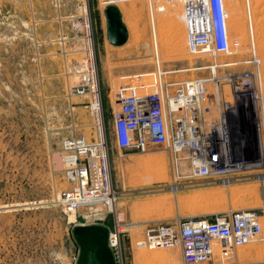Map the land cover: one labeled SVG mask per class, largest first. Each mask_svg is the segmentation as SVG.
Returning a JSON list of instances; mask_svg holds the SVG:
<instances>
[{
  "label": "rangeland",
  "instance_id": "374dc122",
  "mask_svg": "<svg viewBox=\"0 0 264 264\" xmlns=\"http://www.w3.org/2000/svg\"><path fill=\"white\" fill-rule=\"evenodd\" d=\"M170 1L123 2L120 15L128 41L113 47L106 41L103 15L110 5L104 6L103 0H0V264H75L78 246L72 230L78 225H101L111 233L120 228V244L113 252L122 264H181L176 247H136L145 225L264 205V181L256 185L252 181L254 174L264 176V0H226L232 50L229 56L216 57L217 62L234 63L256 58L260 100L246 103L239 118L249 164L243 174L252 178L234 185L242 191L254 189L250 199H229L223 205L195 211L179 206L175 198L161 205L174 195L170 188L176 187L171 184L164 154H129L115 144L111 114L117 100L147 93L153 87L147 84L158 68L171 72L213 60L186 53L181 1L172 0L173 5ZM87 15L95 43L115 208L114 212L93 207L67 213L59 204V194L66 189L61 143L66 137H89L92 132L88 100L70 96V89L79 83L75 69L83 59ZM244 68L232 69L240 72ZM193 76L197 74L168 75V81ZM158 155L162 161L153 162ZM145 165L152 169L165 165L166 179L153 184L160 187L155 191H133L145 174ZM225 187L198 183L176 188L185 197ZM148 207L154 210H143ZM232 254L225 258L216 251L205 264L260 262L264 243L238 247Z\"/></svg>",
  "mask_w": 264,
  "mask_h": 264
},
{
  "label": "built area",
  "instance_id": "2783aa9c",
  "mask_svg": "<svg viewBox=\"0 0 264 264\" xmlns=\"http://www.w3.org/2000/svg\"><path fill=\"white\" fill-rule=\"evenodd\" d=\"M111 1L103 0V5H112ZM180 1L186 53L213 60L169 72L197 76L159 82L145 94L117 100L111 114L115 144L129 154L163 153L171 184L176 187L247 181L243 173L248 169V155L239 118L246 103L260 100L256 58L217 62V56H229L232 50L226 0ZM149 8L153 9L151 4ZM92 50L95 54L94 42ZM82 51V62L75 69L79 83L70 89V96L88 100L92 132L89 137H66L61 143L66 189L59 194V204L67 213L96 204L106 209L115 198L96 61L87 33ZM240 65L245 67L242 71L232 69ZM113 233L109 232L108 247L114 264H122L113 252L119 247L113 237L119 238L120 228ZM252 243H264V205L149 223L135 245L138 249L176 247L181 264H205L216 251L227 258L238 247ZM250 264H264V260Z\"/></svg>",
  "mask_w": 264,
  "mask_h": 264
},
{
  "label": "bare ground",
  "instance_id": "6f19581e",
  "mask_svg": "<svg viewBox=\"0 0 264 264\" xmlns=\"http://www.w3.org/2000/svg\"><path fill=\"white\" fill-rule=\"evenodd\" d=\"M127 0H112L111 1V4L114 5L116 4L117 7L120 9L121 11V7H122V3L125 2ZM129 1V0H128ZM170 1V0H168ZM174 1V0H173ZM229 1V0H228ZM172 4V0L170 1ZM176 3H179V1L177 2L175 0ZM174 2V3H175ZM231 2V1H230ZM169 3V2H168ZM250 3V2H249ZM173 5V4H172ZM175 6V5H174ZM157 7V6H156ZM117 8V9H118ZM158 8V7H157ZM163 8V7H160V9ZM156 9V8H155ZM247 9V8H245ZM162 10V9H161ZM160 10V11H161ZM249 10V9H248ZM182 11V10H181ZM154 12V11H153ZM158 12V11H157ZM120 13V12H119ZM239 14V12L237 13ZM90 20H89V16L87 15L86 18H85V24H86V33H87V43H88V47L91 49L92 51V59L93 61L95 60V54L93 52V40H92V31H91V26H90ZM153 23V22H152ZM252 26V25H251ZM252 29V28H251ZM152 31H153V35H154V38H153V48L156 52V59L158 61V54H157V51H158V40H157V36H156V26L153 25L152 26ZM253 42V41H252ZM254 45V44H253ZM253 47V46H252ZM255 49V48H254ZM252 50V49H251ZM255 51V50H254ZM254 53V52H253ZM259 60V59H258ZM159 63V62H158ZM96 64V62H95ZM96 69V73H97V67L95 68ZM168 75H169V72H164L162 71L161 69H157L155 75H153L151 77V81L148 82V86L151 87V85H155V84H158L159 82H166L168 81ZM140 91H137V93H139ZM259 95V94H258ZM260 103V102H259ZM254 104V103H252ZM154 160V161H153ZM153 162L157 163L159 161H162V157L161 155H158L157 157L153 158ZM61 165V164H60ZM163 167H159L158 169H152V168H147L146 165L144 166L145 167V174L140 177V181H138V186H136L133 191H137V190H144L145 192L146 191H149V192H152V191H155L157 188H160L158 186H153V184H156V185H160V183L164 182L165 179H166V172H165V165H162ZM149 167V166H148ZM254 174V173H253ZM254 176V178L250 177V175L248 176H245L247 177L248 179L249 178H252V181H254V184L256 185V182L259 181L260 184L263 183L264 181V176L263 175H259V174H254L252 175ZM145 177V179H144ZM247 180V179H245ZM159 183V184H158ZM226 187H227V191L225 189H220V190H212V191H204V192H200V193H194L192 195H188V196H185V197H181L179 194H178V191L179 189L176 188V187H171L170 190L171 192L174 194L173 196H170L169 200H164L162 202L161 205H165L166 203L168 202H171L170 199H173L174 198L176 199V202L178 203L179 206H188L187 209H189V211H191L190 209L192 210H202L204 209V207H208V208H213V207H216V206H219V205H223L225 204L229 199H238L240 200L241 202L243 201H246L248 199L251 198L252 195H254L255 193V190H246V191H242L240 190L238 187H234L235 183H225L224 184ZM230 186V187H229ZM232 186V187H231ZM225 187V188H226ZM169 190V191H170ZM158 192V191H157ZM155 193V192H154ZM147 194V193H145ZM153 194V193H152ZM168 199V198H167ZM100 204H96L94 205V207H98ZM155 206V205H154ZM163 207V206H161ZM114 201L112 200L109 204V206L106 208V210L108 212H114ZM99 209V208H98ZM143 210H146V211H153L154 208H145ZM117 218H122L121 216H117ZM113 242L115 244H118L119 242V238L118 236H114L113 237ZM120 244V243H119ZM147 249L149 250H153V248H148ZM155 254H158L156 252L152 253V255L155 256Z\"/></svg>",
  "mask_w": 264,
  "mask_h": 264
},
{
  "label": "water",
  "instance_id": "95a60500",
  "mask_svg": "<svg viewBox=\"0 0 264 264\" xmlns=\"http://www.w3.org/2000/svg\"><path fill=\"white\" fill-rule=\"evenodd\" d=\"M107 22L106 38L113 47H122L128 41V31L116 6L104 10ZM78 246L75 264H114L113 254L108 247L109 231L101 225H78L72 230Z\"/></svg>",
  "mask_w": 264,
  "mask_h": 264
},
{
  "label": "crops",
  "instance_id": "0c3cea01",
  "mask_svg": "<svg viewBox=\"0 0 264 264\" xmlns=\"http://www.w3.org/2000/svg\"><path fill=\"white\" fill-rule=\"evenodd\" d=\"M118 8V7H117ZM118 10H119V12H121L120 11V9L118 8ZM103 15H104V13H103ZM106 20V19H105ZM106 32H107V22H106ZM106 41H107V38H106ZM107 43H108V41H107ZM127 43V42H126ZM95 44V43H94ZM109 44V43H108ZM110 45V44H109ZM111 46V45H110Z\"/></svg>",
  "mask_w": 264,
  "mask_h": 264
}]
</instances>
